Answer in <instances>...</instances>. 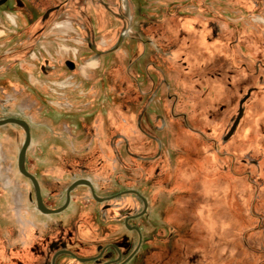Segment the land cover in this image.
I'll return each mask as SVG.
<instances>
[{"label": "rangeland", "instance_id": "1", "mask_svg": "<svg viewBox=\"0 0 264 264\" xmlns=\"http://www.w3.org/2000/svg\"><path fill=\"white\" fill-rule=\"evenodd\" d=\"M242 5L10 0L0 9V121L29 124L24 167L49 207L80 178L99 194L137 190L150 201L140 224L153 237V264H264V88L254 73L264 40L247 36L235 14ZM216 21L210 43L203 36ZM247 88L246 116L223 144ZM24 141L22 127H0V245L15 247L24 228L31 236L32 223L46 222L18 170ZM89 193L73 192L72 214L88 212L98 228Z\"/></svg>", "mask_w": 264, "mask_h": 264}, {"label": "flooded vegetation", "instance_id": "2", "mask_svg": "<svg viewBox=\"0 0 264 264\" xmlns=\"http://www.w3.org/2000/svg\"><path fill=\"white\" fill-rule=\"evenodd\" d=\"M240 1L243 4L244 14H235L240 16V21L247 36L253 35L264 40V0ZM9 2L10 0H0V9L4 8ZM52 12V10L48 11L44 18L47 19ZM191 26L192 23L185 21L182 28L185 30ZM211 26V37L203 36L210 43L212 39L217 38L219 35L218 22H211ZM122 41L123 38L120 39L119 43ZM89 49L98 57L103 55L91 44H89ZM231 60L233 61V59ZM67 64H70V67ZM66 65L70 70H74L72 62H67ZM254 67L258 84L264 88V61L256 62ZM216 72L215 79H220L222 77L221 72H218V69ZM164 85L168 86L166 83ZM251 89L247 88V92L239 102L236 114L230 118L229 122L231 124L228 125L221 137L223 144L228 143L237 133L244 119L246 104L252 96ZM224 111V106L218 109V112ZM218 116L217 113L216 117ZM27 181L33 186L29 179H24V182ZM36 181L40 187L42 201L47 209L54 211L65 205L67 194L62 205L57 208L49 207L42 193V183L38 178H36ZM77 182L86 183H82L70 192L68 207L60 213H42L38 209L35 189L33 193L27 194L28 203L36 208V212L42 214L43 219L41 220H46V222L42 226L40 220L37 221L39 225L29 221L32 223L30 226L32 235L28 236L24 228L23 240L19 245L12 247L13 245L11 246L10 242L6 245H0V264H26V262H23L26 257L28 258L27 264H148L149 261L150 264H153V247L147 248L153 237L149 236L148 230L146 231L145 227L140 224L149 220V199L137 190H127L115 194H99L93 181L83 178L71 182L70 187ZM82 188L89 190L92 207H99L100 227L98 228L93 226L88 212L77 218L72 214V208L75 204L73 192ZM130 191L134 193H129ZM143 199L146 201V205ZM139 204H141V209H139ZM83 207L87 210L91 208V205ZM41 228L46 232L44 240L38 237ZM27 237L33 239L27 240ZM149 238H151L150 241ZM145 247L150 255L147 259H141ZM13 255L19 257H13Z\"/></svg>", "mask_w": 264, "mask_h": 264}, {"label": "water", "instance_id": "3", "mask_svg": "<svg viewBox=\"0 0 264 264\" xmlns=\"http://www.w3.org/2000/svg\"><path fill=\"white\" fill-rule=\"evenodd\" d=\"M96 53L99 55L98 52H96ZM67 65L70 67V64H67ZM9 124L20 126L25 130V141H24L23 147H22V149L19 153V156H18V170H19L21 175H23L25 178L29 179L32 182L34 189H35L38 209L44 214H51V213L55 214V213H60L61 211L65 210L68 207V204L70 202V192L74 188H76L77 186L81 185L82 183H86V182H77L68 188L67 200H66L65 205L62 208L54 210V211L47 209L45 207L43 201H42L40 187H39L38 182L36 181V178L33 175H31L30 173H28L24 167L27 151H28V148L30 147V144H31L30 126L28 125V123L26 121L21 120V119H16V118H10V119L0 121V127L6 126ZM131 192L134 193L133 191H130L129 193H131ZM143 201L146 205V201L144 199H143Z\"/></svg>", "mask_w": 264, "mask_h": 264}, {"label": "crops", "instance_id": "4", "mask_svg": "<svg viewBox=\"0 0 264 264\" xmlns=\"http://www.w3.org/2000/svg\"><path fill=\"white\" fill-rule=\"evenodd\" d=\"M243 97V96H242ZM242 97L239 99V101H238V105H237V107L239 106V102H240V100L242 99ZM237 112V111H236ZM246 116V110H245V115H244V117Z\"/></svg>", "mask_w": 264, "mask_h": 264}]
</instances>
